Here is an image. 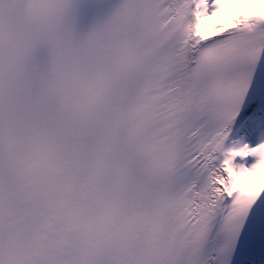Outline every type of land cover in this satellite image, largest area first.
Wrapping results in <instances>:
<instances>
[{
	"label": "snow or ice",
	"instance_id": "obj_1",
	"mask_svg": "<svg viewBox=\"0 0 264 264\" xmlns=\"http://www.w3.org/2000/svg\"><path fill=\"white\" fill-rule=\"evenodd\" d=\"M149 3L153 22H129L97 102L54 127L73 150L97 148L110 194L174 206L167 244L122 264H264V0ZM134 12L127 0L112 23Z\"/></svg>",
	"mask_w": 264,
	"mask_h": 264
},
{
	"label": "clouds",
	"instance_id": "obj_2",
	"mask_svg": "<svg viewBox=\"0 0 264 264\" xmlns=\"http://www.w3.org/2000/svg\"><path fill=\"white\" fill-rule=\"evenodd\" d=\"M126 2L80 30L75 0H0V264H122L168 242L174 206L110 194L97 148L73 150L54 127L97 102L129 22L139 32L153 22L149 0H133L134 15L114 25ZM134 56L145 60L144 48Z\"/></svg>",
	"mask_w": 264,
	"mask_h": 264
}]
</instances>
